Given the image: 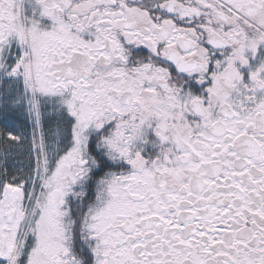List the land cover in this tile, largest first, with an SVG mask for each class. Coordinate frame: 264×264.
<instances>
[{"label": "snow or ice", "instance_id": "snow-or-ice-1", "mask_svg": "<svg viewBox=\"0 0 264 264\" xmlns=\"http://www.w3.org/2000/svg\"><path fill=\"white\" fill-rule=\"evenodd\" d=\"M0 264H264V0H0Z\"/></svg>", "mask_w": 264, "mask_h": 264}]
</instances>
